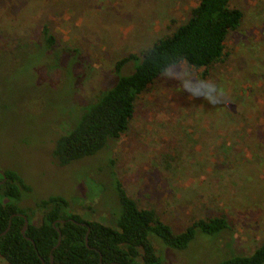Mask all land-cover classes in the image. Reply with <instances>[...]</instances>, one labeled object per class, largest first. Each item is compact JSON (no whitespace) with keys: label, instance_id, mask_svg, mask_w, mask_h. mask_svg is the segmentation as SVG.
<instances>
[{"label":"rangeland","instance_id":"1","mask_svg":"<svg viewBox=\"0 0 264 264\" xmlns=\"http://www.w3.org/2000/svg\"><path fill=\"white\" fill-rule=\"evenodd\" d=\"M196 3L0 0V170L30 187L25 206L60 196L73 213L110 226L118 211L112 172L138 208L174 233L197 220L226 221L214 235L195 231L183 250L150 235L161 264H219L264 241V0H230L241 19L221 60L198 70L180 63L156 77L118 139L66 165L51 156L81 109L136 64L116 74V61L170 35ZM43 25L52 49H43Z\"/></svg>","mask_w":264,"mask_h":264},{"label":"trees","instance_id":"2","mask_svg":"<svg viewBox=\"0 0 264 264\" xmlns=\"http://www.w3.org/2000/svg\"><path fill=\"white\" fill-rule=\"evenodd\" d=\"M229 1L196 0L186 21L170 35L138 55L116 61V74L126 62L136 64L130 74L117 76L111 88L84 106L70 130L54 141V162L62 166L90 157L118 139L127 130L137 96L170 67L184 63L198 70L220 61L226 35L241 19L237 9L228 7ZM40 34L43 49H52L54 39L46 26ZM0 171L4 177L0 183V258L6 264H161L150 235L171 249L183 250L195 231L214 235L227 228L223 218L214 217L194 221L174 233L153 210L138 208L112 172L118 211L110 226L73 213L60 196L25 206L30 187L15 171ZM23 218L26 226L21 233ZM219 264H264V241L248 256H231Z\"/></svg>","mask_w":264,"mask_h":264},{"label":"water","instance_id":"3","mask_svg":"<svg viewBox=\"0 0 264 264\" xmlns=\"http://www.w3.org/2000/svg\"><path fill=\"white\" fill-rule=\"evenodd\" d=\"M0 175H1V181H0V183H1V182L4 181V177H3V174H2L1 171H0ZM60 222H62V221H60ZM25 226H26V220L23 218V226H22V229H21V233L23 232ZM85 241H86V240L84 239V242H85Z\"/></svg>","mask_w":264,"mask_h":264}]
</instances>
